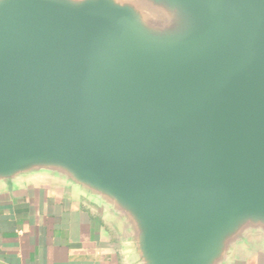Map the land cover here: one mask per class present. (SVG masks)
Returning <instances> with one entry per match:
<instances>
[{"label":"water","instance_id":"water-1","mask_svg":"<svg viewBox=\"0 0 264 264\" xmlns=\"http://www.w3.org/2000/svg\"><path fill=\"white\" fill-rule=\"evenodd\" d=\"M34 181L130 264L264 252V0H0V191Z\"/></svg>","mask_w":264,"mask_h":264},{"label":"crops","instance_id":"crops-1","mask_svg":"<svg viewBox=\"0 0 264 264\" xmlns=\"http://www.w3.org/2000/svg\"><path fill=\"white\" fill-rule=\"evenodd\" d=\"M124 246L103 211L63 186L0 191V264H130ZM238 264H264V252Z\"/></svg>","mask_w":264,"mask_h":264}]
</instances>
